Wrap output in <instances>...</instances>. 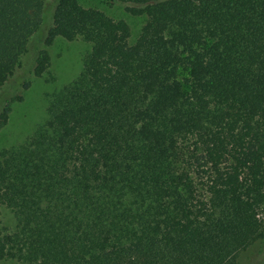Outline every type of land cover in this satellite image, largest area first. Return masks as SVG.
<instances>
[{
    "label": "trees",
    "instance_id": "1",
    "mask_svg": "<svg viewBox=\"0 0 264 264\" xmlns=\"http://www.w3.org/2000/svg\"><path fill=\"white\" fill-rule=\"evenodd\" d=\"M101 1L147 17L135 44L79 0H0V132L42 42L92 46L0 152V264H238L264 237V0Z\"/></svg>",
    "mask_w": 264,
    "mask_h": 264
},
{
    "label": "rangeland",
    "instance_id": "2",
    "mask_svg": "<svg viewBox=\"0 0 264 264\" xmlns=\"http://www.w3.org/2000/svg\"><path fill=\"white\" fill-rule=\"evenodd\" d=\"M79 2L84 8L103 12L115 21H125L130 27L129 43L132 45L138 41L148 21L145 15L131 14L127 4L101 0ZM91 48L82 40L69 42L61 38L52 44H40V50L50 56V67L42 77L36 76L33 70L18 71L19 77L23 78L17 93L21 99L12 103L8 124L0 132V152L22 143L46 120L50 95L79 77ZM16 225L14 213L5 207L0 208V234L14 232ZM238 264H264V237L241 254Z\"/></svg>",
    "mask_w": 264,
    "mask_h": 264
}]
</instances>
